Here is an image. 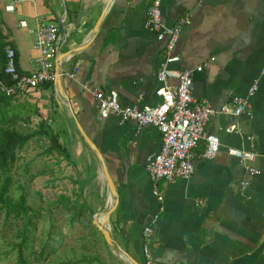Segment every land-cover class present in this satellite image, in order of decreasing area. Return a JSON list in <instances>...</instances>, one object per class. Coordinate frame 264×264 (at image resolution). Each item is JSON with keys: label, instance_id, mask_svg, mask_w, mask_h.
I'll return each mask as SVG.
<instances>
[{"label": "crops", "instance_id": "0c3cea01", "mask_svg": "<svg viewBox=\"0 0 264 264\" xmlns=\"http://www.w3.org/2000/svg\"><path fill=\"white\" fill-rule=\"evenodd\" d=\"M149 4L150 0H24L8 11V0H0V10L24 74L39 68V52L34 49L39 24L60 27L63 54L93 38L85 49L67 55L64 94L55 83L28 91L38 95L46 110H64L62 103L66 104L69 115L74 113L103 153L119 200L107 228L124 264L146 263V227L153 229V264H264V0H163L167 26L185 17L191 20L181 30V60L172 68L204 66L194 75V97L207 99L217 111L207 131L219 137L221 146L215 158L204 159L202 142L190 180L158 183L162 200L154 194L146 169L148 157L161 149V132L148 126L139 133L135 122L121 126L116 118H101L93 92H116L125 106L161 102L156 89L164 43L145 26ZM256 80L259 88L249 99L250 114L222 112L235 97H247ZM170 82L176 85L178 80ZM51 99L59 108L52 109ZM232 126L238 132H227ZM249 136L255 137L258 175L247 173L230 153L250 151Z\"/></svg>", "mask_w": 264, "mask_h": 264}, {"label": "rangeland", "instance_id": "374dc122", "mask_svg": "<svg viewBox=\"0 0 264 264\" xmlns=\"http://www.w3.org/2000/svg\"><path fill=\"white\" fill-rule=\"evenodd\" d=\"M19 96L10 103L6 128L30 140L17 149L4 176L12 179L14 202L26 197L29 214L8 216L0 204V264H23L19 245L26 240L25 264H124L96 224L111 210V191L69 107L62 103L64 110L53 112L33 91ZM50 105L59 108L52 99ZM50 135L59 138L72 162Z\"/></svg>", "mask_w": 264, "mask_h": 264}, {"label": "built area", "instance_id": "2783aa9c", "mask_svg": "<svg viewBox=\"0 0 264 264\" xmlns=\"http://www.w3.org/2000/svg\"><path fill=\"white\" fill-rule=\"evenodd\" d=\"M24 0H8V11H14V4ZM163 0H150L147 9L145 26L156 34L157 39L164 43V54L161 67L157 73L159 83L156 96L161 99L157 105H122L116 92H106L99 88L93 89L99 115L103 119L116 118L123 126L128 122H135L140 133L145 127L157 128L162 136L163 143L159 152L147 159L146 169L154 182V194L162 200L158 189L161 181L175 182L190 180L196 171L195 159L197 149L202 142L206 143V149L202 155L204 159L215 158L220 150L219 137L209 134L207 126L217 111L207 99H195L194 75L201 72L204 66L196 70L179 71L172 65L180 62L181 57L177 53L181 30L190 25L189 17L180 19L175 26H167L163 20ZM26 27V22H21ZM34 49L39 52L37 59L39 68L30 74H21L17 67V53L15 49H7L8 64L6 75L11 77V82L0 80V89L9 97H17L24 91L38 89L47 83H55L59 76L57 65L62 68L66 57H63V40L60 35V27L56 24L41 23L35 33ZM264 73V71H263ZM64 70L62 78L64 77ZM74 77V75H72ZM176 78L178 83L172 85L170 79ZM259 88L256 80L251 86L247 97H235L231 105L223 108L222 112L241 116L250 114V98ZM227 132H238L237 126L227 129ZM251 145L250 151L231 149L230 153L237 157L251 175L260 174V170L254 165L258 153L254 136L248 137ZM153 229L146 227L144 247L146 255L145 264H153L149 243ZM264 248V246H263Z\"/></svg>", "mask_w": 264, "mask_h": 264}, {"label": "trees", "instance_id": "16d2710c", "mask_svg": "<svg viewBox=\"0 0 264 264\" xmlns=\"http://www.w3.org/2000/svg\"><path fill=\"white\" fill-rule=\"evenodd\" d=\"M6 22L3 19L2 12L0 10V80L11 82V77L6 75L5 70L8 64L7 60V49L12 47L17 53V67L21 74H24L18 64V52L16 46L13 42L9 41V37L6 30ZM48 87L54 86V83H47ZM16 97L7 96L0 89V204L1 208L7 210V215L16 216H27L29 214V209L26 206V197L22 196L18 202H14L10 195L12 179L10 177H5L4 174L9 170L10 164H12L16 159V152L19 147H24L30 140L29 136H23L15 131H10L6 128V125L10 123L9 108L11 106L12 100ZM53 142V146L58 150L59 153L65 155V157L72 162L71 154L66 148H64L59 138L56 135H50ZM31 224V220L30 223ZM27 240L19 245L20 261L25 264L26 260L24 257V252L26 250Z\"/></svg>", "mask_w": 264, "mask_h": 264}, {"label": "water", "instance_id": "95a60500", "mask_svg": "<svg viewBox=\"0 0 264 264\" xmlns=\"http://www.w3.org/2000/svg\"><path fill=\"white\" fill-rule=\"evenodd\" d=\"M112 0H110L111 2ZM106 13V11H104L102 17L100 18V20L98 21L96 27L94 28L93 32H92V35H96L98 32H99V28L103 22V19H104V14ZM82 15H83V10L80 11V14H79V17H78V23H80L81 21V18H82ZM93 39V38H92ZM91 39V40H92ZM91 40H89L86 44L82 45L79 47V49H76V50H73L71 51L70 53H67V54H63V57H67V55H71L73 53H76V52H79L83 49H85L89 43L91 42ZM57 70H58V74L59 76L57 77L56 81H55V85H57L58 87V90L64 94V90H63V79H62V74H63V68H62V65L61 64H58L57 65ZM73 116L75 117L74 113L72 112ZM75 119V122L77 124V127L79 129V131L81 132L83 138L85 139V141L87 142V144L89 145V147L97 154L99 160L101 161L102 163V167H103V172H104V176H105V179L108 183V186L110 188V191H111V195L115 198V203L114 205L111 206V210L104 215V220L102 222L100 221H97L96 224L97 226L100 228V230L102 231L107 243L111 246H113L115 244L114 240H113V237L109 231V229L107 228V222L109 221V218L110 216L112 215V213L116 210L117 206H118V203H119V200H118V193H117V190H116V186H115V183H114V180L112 178V175L107 167V164L105 162V159H104V156H103V153L101 152V150L99 149V147L95 144V142L90 138V136L87 134V132L85 131L84 127L81 125V123L76 119Z\"/></svg>", "mask_w": 264, "mask_h": 264}, {"label": "bare ground", "instance_id": "6f19581e", "mask_svg": "<svg viewBox=\"0 0 264 264\" xmlns=\"http://www.w3.org/2000/svg\"><path fill=\"white\" fill-rule=\"evenodd\" d=\"M114 203H115V198L112 195H110V197H109L110 206L114 205ZM103 220H104V216L100 219V222H102Z\"/></svg>", "mask_w": 264, "mask_h": 264}]
</instances>
